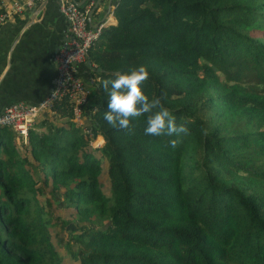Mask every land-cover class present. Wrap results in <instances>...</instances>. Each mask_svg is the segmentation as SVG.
I'll use <instances>...</instances> for the list:
<instances>
[{
	"label": "trees",
	"instance_id": "16d2710c",
	"mask_svg": "<svg viewBox=\"0 0 264 264\" xmlns=\"http://www.w3.org/2000/svg\"><path fill=\"white\" fill-rule=\"evenodd\" d=\"M113 16L86 59V128L66 98L27 147L0 128V264H264V0H117ZM141 64L187 135L103 119L101 81Z\"/></svg>",
	"mask_w": 264,
	"mask_h": 264
},
{
	"label": "crops",
	"instance_id": "0c3cea01",
	"mask_svg": "<svg viewBox=\"0 0 264 264\" xmlns=\"http://www.w3.org/2000/svg\"><path fill=\"white\" fill-rule=\"evenodd\" d=\"M116 1L86 0L83 6L88 11L89 26H115ZM66 28L60 0L35 4L13 20L0 24V114L16 103L36 105L50 94L56 77L54 56L65 39ZM75 74L90 90L87 60L76 66ZM88 114L86 106L81 119L84 128L88 126ZM99 138L103 143L101 137L97 141Z\"/></svg>",
	"mask_w": 264,
	"mask_h": 264
},
{
	"label": "built area",
	"instance_id": "2783aa9c",
	"mask_svg": "<svg viewBox=\"0 0 264 264\" xmlns=\"http://www.w3.org/2000/svg\"><path fill=\"white\" fill-rule=\"evenodd\" d=\"M44 1L46 0H1L0 24L13 20L25 10ZM60 11L67 28L65 39L54 56L56 77L52 91L36 105L20 102L9 106L0 114V128H11L23 140L25 147L28 145V133L33 129L37 119L64 98L72 105L75 123L81 126V109L90 94L84 82L76 76L75 68L86 61L88 51L99 38L103 25L91 28L87 21L88 11L81 10L70 0H60ZM84 131L90 135L89 130ZM101 143L96 138L90 145L100 148L103 145Z\"/></svg>",
	"mask_w": 264,
	"mask_h": 264
},
{
	"label": "clouds",
	"instance_id": "9594fccd",
	"mask_svg": "<svg viewBox=\"0 0 264 264\" xmlns=\"http://www.w3.org/2000/svg\"><path fill=\"white\" fill-rule=\"evenodd\" d=\"M112 77L101 81V86L108 95L103 119L111 128L132 134V121L146 116L145 135L180 137L188 134L185 124L177 125L172 111L165 107L163 100L166 93L149 99L142 90L141 85L149 79L146 65L133 66L125 72L115 71ZM178 142L171 140L169 145L174 148Z\"/></svg>",
	"mask_w": 264,
	"mask_h": 264
},
{
	"label": "rangeland",
	"instance_id": "374dc122",
	"mask_svg": "<svg viewBox=\"0 0 264 264\" xmlns=\"http://www.w3.org/2000/svg\"><path fill=\"white\" fill-rule=\"evenodd\" d=\"M98 142H99V141H98ZM100 143H101V142H100ZM101 144H102V143H101ZM105 174H106V168H104V170H103V172H102V179L105 177ZM57 242H58L59 244H62V242H63V235L60 236V237H58Z\"/></svg>",
	"mask_w": 264,
	"mask_h": 264
},
{
	"label": "water",
	"instance_id": "95a60500",
	"mask_svg": "<svg viewBox=\"0 0 264 264\" xmlns=\"http://www.w3.org/2000/svg\"><path fill=\"white\" fill-rule=\"evenodd\" d=\"M72 1L73 3H75L78 7H81L82 5H84V3L86 2V0H82L81 2H76L75 0H70Z\"/></svg>",
	"mask_w": 264,
	"mask_h": 264
}]
</instances>
